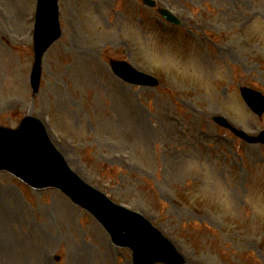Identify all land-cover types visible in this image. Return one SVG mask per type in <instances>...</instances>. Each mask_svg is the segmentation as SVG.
Returning <instances> with one entry per match:
<instances>
[{
    "label": "rangeland",
    "instance_id": "1",
    "mask_svg": "<svg viewBox=\"0 0 264 264\" xmlns=\"http://www.w3.org/2000/svg\"><path fill=\"white\" fill-rule=\"evenodd\" d=\"M158 1L195 16L186 34L212 36L219 47L205 44L195 57L136 0H60L63 36L32 97L36 0H0V126L15 128L30 114L49 119L69 165L144 214L186 264H264V147L211 120L224 113L251 133L264 128L239 94L243 85L264 93V0ZM111 58L155 74L160 87L124 84ZM211 58L230 66L228 77L222 69L202 75L201 60ZM58 193L0 174V264H132L130 250Z\"/></svg>",
    "mask_w": 264,
    "mask_h": 264
},
{
    "label": "water",
    "instance_id": "2",
    "mask_svg": "<svg viewBox=\"0 0 264 264\" xmlns=\"http://www.w3.org/2000/svg\"><path fill=\"white\" fill-rule=\"evenodd\" d=\"M44 7H45L44 9L46 11L45 15H44V17L46 16L45 21H48L51 18L52 15H50V10H47L48 5L45 4ZM57 35H58V30H57L56 27H53L51 32L49 33L48 37H44L40 33H38V38L36 36V38H37L36 39L37 61H36L34 73H33V76H32V82H33V86H34L35 89H37L38 84H39V78H40L39 63H40L41 56L45 52V50L49 47V45L52 43L53 39ZM117 67H118V71H119V69H121V71H123L122 69H124L123 66H117ZM123 76H125V75H123ZM127 76H129V75H127ZM124 78L127 79V80H132V79H129L128 77H124ZM134 81L138 82L136 80H134ZM24 127H25V124L22 125V127H21V129L19 131H16V132H13V133L17 134V136L25 134L24 133ZM30 129H31L30 133L32 134L33 131H34V128L30 127ZM3 149H4V146H3V144L0 143V168H8V169L12 170V167L4 165V162L2 161L1 155H2ZM23 178L26 181H28L29 183H31L32 185H34L35 187H44V186L52 184V183H49V181H46V179H45L46 177L44 176V174H41L39 176V178L41 179V181H44L45 183H36L34 181L29 180L26 177H23ZM66 192H68V191H66ZM72 197L74 198V196H72ZM74 200L77 201L78 203L82 204L88 210H90L100 220V222L110 232V234L114 238L115 242L120 243V244L130 245V243L128 241H123V240H125L127 238L131 242L134 240L136 243H139V242H137L138 238H135L138 235L134 234L135 232L132 231L129 227L121 225V223L118 221V219L113 216V213L110 212V208L116 209L115 207H113L111 205H107V207H102L101 205H99L97 203H95L93 205H91V204L90 205H86V204H84L82 202H79L76 198H74ZM122 231H125V233H123ZM134 245H136V244H134ZM134 245L131 244V246L135 249V247H137V245L135 247H134ZM149 246H151V244L146 245V249L144 248V252L143 253L137 252V256L138 257H144V256H147V255H149V256H159V254L157 252H150L148 250ZM156 248H158L157 245H156Z\"/></svg>",
    "mask_w": 264,
    "mask_h": 264
},
{
    "label": "bare ground",
    "instance_id": "3",
    "mask_svg": "<svg viewBox=\"0 0 264 264\" xmlns=\"http://www.w3.org/2000/svg\"><path fill=\"white\" fill-rule=\"evenodd\" d=\"M91 23H93V22L91 21ZM203 70H204V73L206 76H210L213 72V70L207 64L204 65ZM104 241H105V239H104Z\"/></svg>",
    "mask_w": 264,
    "mask_h": 264
}]
</instances>
